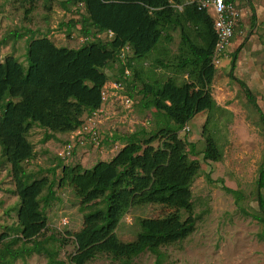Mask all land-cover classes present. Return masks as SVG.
<instances>
[{
  "label": "trees",
  "instance_id": "trees-1",
  "mask_svg": "<svg viewBox=\"0 0 264 264\" xmlns=\"http://www.w3.org/2000/svg\"><path fill=\"white\" fill-rule=\"evenodd\" d=\"M59 1L63 11L76 10L77 15L72 16L74 25L81 24L83 33L92 37V41L78 49L67 48L56 45L47 36L36 38V32L28 30L26 34L31 36L26 55L28 66L13 56L0 63V147L5 161L11 165L20 199L17 233L14 236L0 234V243L10 239L0 248V264H14L24 255L32 254L46 255L47 264H66L56 260L57 253L49 250L45 241L38 240L48 227L42 202L45 208L57 200V184L69 185L83 205L96 203V208L84 215L83 227L75 234L76 251L68 264H88L100 254L120 264H132L147 251L155 256V264H164L162 248L187 239L196 229L191 187L200 166L189 158V153L196 154L195 144L180 139L177 132L198 114L211 112L217 105L211 93L217 71L213 64L217 43L214 19L207 11L200 10L197 3H187V0ZM178 6H182V10ZM170 29L181 30V60L176 65L177 72H188L194 81L179 85L168 80L146 83L143 87L144 98L149 99L167 121L161 132L165 138L162 147L152 145L156 136L141 140L140 136L145 133L136 132L113 138L114 145L123 144V147L111 160L99 161L92 168L81 164L64 168L60 179L55 168L51 170L52 180L34 179L28 174L23 165L36 157L34 145L29 141L31 130L35 126L46 130L43 143L56 134L78 131L84 125L85 115L102 108L103 90L109 81L104 69L111 64L122 65L117 82H122L126 88L131 80L125 76L128 59L129 62L146 61L164 37L172 41L171 36L165 35ZM109 32L113 33V38L102 39V35L108 36ZM191 32L195 33L194 38ZM24 35L15 34L14 38L21 39ZM126 46L131 55L124 63L120 54ZM243 46L233 53L231 77L246 90L264 126V114L251 90L232 74ZM129 96L134 99L133 95ZM170 123L177 129L170 127ZM204 135V159L219 160L222 153L206 126ZM263 189L264 168L258 180L260 214L244 211L262 224ZM149 204L185 210L189 216L185 220L177 214L142 219L136 240L122 242L116 233L122 219L132 208ZM19 243L20 248L13 250Z\"/></svg>",
  "mask_w": 264,
  "mask_h": 264
},
{
  "label": "rangeland",
  "instance_id": "rangeland-1",
  "mask_svg": "<svg viewBox=\"0 0 264 264\" xmlns=\"http://www.w3.org/2000/svg\"><path fill=\"white\" fill-rule=\"evenodd\" d=\"M236 1L243 18L221 65L216 68L211 93L217 105L213 111L200 113L189 122V132L183 129L177 132L180 139L196 147V154L189 153V158L200 166V173L191 187L197 224L187 239L162 248L164 264H264V224L244 214V211L260 214L257 195L260 171L264 168V126L255 106L248 100L246 90L231 77L233 53L244 44L232 74L247 84L264 114V0ZM71 11H63L59 0H0V63L13 56L28 66L26 55L31 38L26 34L28 30L36 32V38L47 36L56 45L67 48L78 49L91 42L92 37H86L82 25H74L72 16L77 14L76 10ZM15 34L25 35L16 39ZM166 34L173 38L172 41L168 42L164 37L146 61L129 62L127 58L126 66L132 76L126 92L134 96V107L127 110L120 101H115L107 109L97 111L96 115L84 116V124L90 118L96 121L100 143H93L89 135L84 134L81 144L75 136L76 131L67 136L54 135L55 141H48L54 146L47 147L42 142L44 132L33 128L29 141L34 145L36 157L23 165L28 174L34 179L47 177L52 180L51 170L55 168L59 179L64 168L77 164L92 168L97 162L117 154L119 150H114L113 138L136 132L145 133L140 136L141 140L156 136L152 145L162 147L165 138L161 132L167 121L152 102L144 98L141 93L143 87L146 83H165L168 80L179 85L194 81L188 72L179 73L176 69L181 60V30L170 29L165 31ZM191 35L195 37V33L191 32ZM102 39L109 38L104 34ZM107 68L110 66L104 70ZM121 71L122 65L119 64L111 79L113 83L120 78ZM205 126L222 153L219 160L204 159ZM170 127L177 129L171 123ZM58 135L62 137L57 139ZM69 142H74L76 148L71 158L63 160L59 153ZM55 191L57 200L45 208L42 202L48 227L38 240L45 241L46 247L57 253L56 260L68 264L76 251L75 234L83 227L84 215L95 209L96 203L83 205L69 185L57 184ZM261 192L264 194V189ZM19 205L11 165L5 161L0 147V234L14 236L17 233ZM175 214L183 220L189 216L185 210L161 204L132 208L122 219L117 236L125 243L135 241L141 230L140 220ZM3 243H0V248ZM21 245L16 244L12 249L16 250ZM48 261L44 254H32L24 255L14 264H47ZM88 264L120 263L100 254ZM132 264H155V256L147 251L135 258Z\"/></svg>",
  "mask_w": 264,
  "mask_h": 264
},
{
  "label": "built area",
  "instance_id": "built-area-1",
  "mask_svg": "<svg viewBox=\"0 0 264 264\" xmlns=\"http://www.w3.org/2000/svg\"><path fill=\"white\" fill-rule=\"evenodd\" d=\"M187 3H197L200 10L207 11L214 19V27L217 34V43L213 54V64L216 68L221 65L223 55H226L229 47L232 44V38L234 36L238 23L242 20V11L238 8V4L235 2H228L227 0H187ZM182 10V6H178ZM109 38H113V33H108ZM130 48L126 46L122 49L120 59L125 63L129 55ZM125 76L131 77L129 69H125ZM114 97L117 101H120L125 109L130 110L136 104V101L126 94V88L122 82H115L112 89ZM110 89L106 87L103 90V101L107 103L110 98ZM96 115V113H94ZM185 132H189L190 129L187 126L183 129ZM89 135L90 140L98 144L100 143V132L96 124V121L89 119L87 124H84L78 132L75 134L78 141L83 144L82 135ZM121 145L115 144L114 150H119ZM76 145L74 142H69L64 150L59 153V156L63 160H67L72 157L75 151Z\"/></svg>",
  "mask_w": 264,
  "mask_h": 264
},
{
  "label": "crops",
  "instance_id": "crops-1",
  "mask_svg": "<svg viewBox=\"0 0 264 264\" xmlns=\"http://www.w3.org/2000/svg\"><path fill=\"white\" fill-rule=\"evenodd\" d=\"M110 66V68H107L108 70H105V72L107 73V75H108V77H109V81H108V83H107V85L105 86L107 89H110V98H109V100H108V102L107 103H104L103 105H102V108L101 109H104V108H108V107H110V106H112L113 104H114V102L115 101H117L116 100V98L113 96L114 95V92L111 90L112 89V87H113V85H114V83L117 81H115L114 83H113V81L111 80L112 78H113V74L117 71V69H118V66H119V64L117 63V64H111V65H109ZM100 109V110H101ZM101 111H103V110H101ZM34 129H37V130H39V131H43L44 132V134H46V130L45 129H42V128H39V127H37V126H35L34 127ZM62 135H64V136H67V134H62ZM54 137V136H53ZM53 137H52V139H53ZM62 136H57V139L58 138H61ZM41 139V138H40ZM39 139V140H40ZM51 139V141H55V139H53L52 140ZM50 141V142H51ZM47 147H49L48 145H53L54 146V143L52 142V143H46L45 144ZM44 146V145H43ZM122 147V146H121ZM114 152V151H113ZM115 156V155H114ZM113 156V157H114ZM113 157H111L110 159H108V160H106V161H109V160H111Z\"/></svg>",
  "mask_w": 264,
  "mask_h": 264
},
{
  "label": "clouds",
  "instance_id": "clouds-1",
  "mask_svg": "<svg viewBox=\"0 0 264 264\" xmlns=\"http://www.w3.org/2000/svg\"><path fill=\"white\" fill-rule=\"evenodd\" d=\"M104 104V103H103Z\"/></svg>",
  "mask_w": 264,
  "mask_h": 264
}]
</instances>
